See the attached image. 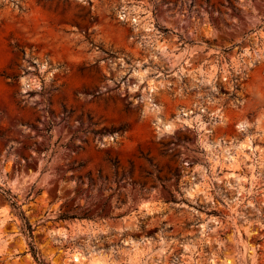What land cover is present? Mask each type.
I'll return each mask as SVG.
<instances>
[{"label": "rangeland", "instance_id": "374dc122", "mask_svg": "<svg viewBox=\"0 0 264 264\" xmlns=\"http://www.w3.org/2000/svg\"><path fill=\"white\" fill-rule=\"evenodd\" d=\"M3 190L44 264H264V0H0V264H39Z\"/></svg>", "mask_w": 264, "mask_h": 264}, {"label": "trees", "instance_id": "16d2710c", "mask_svg": "<svg viewBox=\"0 0 264 264\" xmlns=\"http://www.w3.org/2000/svg\"><path fill=\"white\" fill-rule=\"evenodd\" d=\"M3 195L5 196L6 200L11 203V206L14 209L19 210V215H20L22 221L24 222L23 230L27 234L28 238L31 240V242H30V251H31L33 257L35 258V260L39 264H44V261L42 260V258L40 256V252L37 249L36 244H35L34 228L30 224V222L28 221L24 211L21 210V206L16 201V197L13 196L10 191H5V190H3Z\"/></svg>", "mask_w": 264, "mask_h": 264}, {"label": "bare ground", "instance_id": "6f19581e", "mask_svg": "<svg viewBox=\"0 0 264 264\" xmlns=\"http://www.w3.org/2000/svg\"><path fill=\"white\" fill-rule=\"evenodd\" d=\"M243 126L244 125L239 126V127H241L243 129L244 128ZM75 258L77 260L76 262L77 263H81V264H85V262H90V263H93L94 264L96 262V259L93 258V256L91 257V259H84V258L80 257V255H76Z\"/></svg>", "mask_w": 264, "mask_h": 264}, {"label": "water", "instance_id": "95a60500", "mask_svg": "<svg viewBox=\"0 0 264 264\" xmlns=\"http://www.w3.org/2000/svg\"><path fill=\"white\" fill-rule=\"evenodd\" d=\"M183 114H184V115H186V113H185V112H184Z\"/></svg>", "mask_w": 264, "mask_h": 264}]
</instances>
